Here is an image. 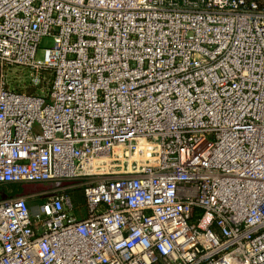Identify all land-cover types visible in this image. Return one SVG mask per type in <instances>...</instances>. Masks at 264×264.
Wrapping results in <instances>:
<instances>
[{
  "label": "built area",
  "instance_id": "1",
  "mask_svg": "<svg viewBox=\"0 0 264 264\" xmlns=\"http://www.w3.org/2000/svg\"><path fill=\"white\" fill-rule=\"evenodd\" d=\"M8 184L0 264H264V0H0Z\"/></svg>",
  "mask_w": 264,
  "mask_h": 264
},
{
  "label": "rangeland",
  "instance_id": "2",
  "mask_svg": "<svg viewBox=\"0 0 264 264\" xmlns=\"http://www.w3.org/2000/svg\"><path fill=\"white\" fill-rule=\"evenodd\" d=\"M50 45H52V41L46 40V41H43L41 48L49 47ZM42 56H43V51H42V49H40L38 51V57L42 58ZM18 74H20V72L11 74L10 81H11L12 88L17 90V91H24L26 89V87H28L27 78L25 79L24 76L23 77H19ZM60 183L61 182H56V181L52 182L53 189L59 188V187H56V186L59 185ZM41 191L42 190L33 192L34 195L29 200V204H30V206L32 208H35L37 205H41L43 203V200H44L43 199V195H42L43 191L42 192ZM0 192L3 193V195H6V196H17V195H20L23 192V188H22L21 184L20 185L19 184H14L13 186L8 187V188H6L4 190L1 189ZM82 205H84V200H83V202L81 203L80 206H82ZM83 209H84V207H83Z\"/></svg>",
  "mask_w": 264,
  "mask_h": 264
},
{
  "label": "trees",
  "instance_id": "3",
  "mask_svg": "<svg viewBox=\"0 0 264 264\" xmlns=\"http://www.w3.org/2000/svg\"><path fill=\"white\" fill-rule=\"evenodd\" d=\"M46 76H47L48 78H50V77H51V73H50V72H46ZM24 92L27 93V94H34V92H35V88H33V87H28L27 89L24 90ZM13 185H14V184L0 185V190H1V189L4 190V189H6V188H8V187H11V186H13ZM69 194L71 195V197L73 198V200H74L77 204L81 205V203H82L83 200H84V196H83V192H82V190L70 191ZM2 196H3V193L0 192V199L2 198ZM82 206H83V205H82Z\"/></svg>",
  "mask_w": 264,
  "mask_h": 264
},
{
  "label": "water",
  "instance_id": "4",
  "mask_svg": "<svg viewBox=\"0 0 264 264\" xmlns=\"http://www.w3.org/2000/svg\"><path fill=\"white\" fill-rule=\"evenodd\" d=\"M23 192L21 193L22 195L28 194L30 192H36L44 189V186L41 185H22ZM6 195H3L2 198H5Z\"/></svg>",
  "mask_w": 264,
  "mask_h": 264
}]
</instances>
